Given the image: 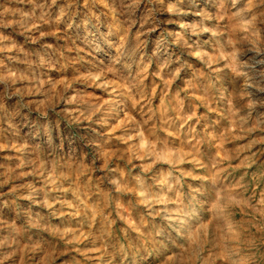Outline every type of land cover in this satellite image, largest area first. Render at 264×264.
<instances>
[{
  "label": "rangeland",
  "instance_id": "rangeland-1",
  "mask_svg": "<svg viewBox=\"0 0 264 264\" xmlns=\"http://www.w3.org/2000/svg\"><path fill=\"white\" fill-rule=\"evenodd\" d=\"M177 1L0 0V264H264V0Z\"/></svg>",
  "mask_w": 264,
  "mask_h": 264
},
{
  "label": "bare ground",
  "instance_id": "bare-ground-1",
  "mask_svg": "<svg viewBox=\"0 0 264 264\" xmlns=\"http://www.w3.org/2000/svg\"><path fill=\"white\" fill-rule=\"evenodd\" d=\"M210 1H213V0H195V1H193V2H188V0H178L177 1V3H178V5H182V6H185L186 7V12H184V13H186V14H184V15H187V14H191L194 18L195 17H199V18H202L204 15H205V13L207 12V10H206V8L208 7V6H210V5H212L211 3H210ZM214 2V1H213ZM176 3V4H177ZM131 4V3H130ZM177 6V5H176ZM211 7V6H210ZM213 7V6H212ZM212 9V8H211ZM179 10V9H178ZM184 10H182V12L184 11ZM210 10V9H209ZM180 11H181V7H180ZM213 11V10H212ZM191 20V19H190ZM195 20H197V19H195ZM187 21V18L185 19V21H183V23H185ZM193 21V20H192ZM187 23V22H186ZM192 24V23H191ZM187 26V25H186ZM188 28V27H187ZM171 31V30H170ZM173 31V30H172ZM178 39V38H177ZM253 57V56H252ZM11 58V60L14 58L13 56H11L10 57ZM259 58V57H258ZM261 58V57H260ZM249 60V59H248ZM256 60V59H255ZM14 61V60H13ZM12 62V61H11ZM254 63V67H255V69L257 70V68H260L261 66H262V64H263V62H262V64H261V61L259 62V61H254L253 62ZM263 68V67H262ZM262 70V69H261ZM253 73V72H252ZM255 73V72H254ZM257 74V73H256ZM260 75V74H259ZM253 76H254V74H253ZM257 76H258V74H257ZM253 79H255V80H258L259 78H253ZM252 80V79H251ZM260 81H263V79H261ZM259 83V82H258ZM264 83V82H263ZM256 84V83H255ZM257 85H259V84H257ZM250 86V85H249ZM260 86V85H259ZM261 86H263V85H261ZM260 86V87H261ZM252 87H253V85H252ZM254 87H256L255 85H254ZM262 88V87H261ZM258 89H260V88H258ZM263 90V89H262ZM264 91V90H263ZM250 93H251V90H250ZM259 93V92H258ZM259 96V95H258ZM118 96H116V99L114 100V102H113V106H112V114H109V116H106L105 118H104V125H111V123H112V121H113V116L114 117H118V116H120V115H123V116H125L126 115V113L124 112L125 110H124V103H123V101L121 100V99H119V98H117ZM121 98V97H120ZM126 107V106H125ZM76 115V114H75ZM249 121V120H248ZM102 124V123H101ZM114 124V123H113ZM106 125V126H107ZM9 127V126H8ZM18 132V131H17ZM15 134H16V130H15ZM19 135V134H18ZM103 135H105V134H103ZM101 136V135H100ZM68 139V138H67ZM71 142V141H70ZM94 146L95 145H97V144H93ZM92 145V146H93ZM24 146V145H23ZM91 146V145H90ZM98 146V145H97ZM25 147H26V145H25ZM96 147V146H95ZM96 149V148H95ZM22 150H23V148H22ZM99 150V149H98ZM32 151V150H31ZM30 150L28 151V149H27V151H26V158H27V156H30L31 154H32V152H31ZM101 151V150H100ZM23 152V151H22ZM99 153V152H98ZM24 157H25V155H24ZM28 159H29V157H28ZM25 160H27V159H25ZM36 188V187H35ZM39 191V190H38ZM38 191L36 190V189H34L33 191H31V192H33V194L35 195V199H41L38 195ZM176 192V191H175ZM142 194V193H141ZM36 201V200H35ZM47 204V206H50V203H46ZM41 205H43L42 203H41ZM52 205V204H51ZM55 207V206H54ZM46 208V207H45ZM169 215V214H168ZM167 216V215H166ZM171 217L172 216H168V219H170L169 221H172V219H171ZM189 220V219H188ZM188 229H190V228H188ZM234 251V250H233ZM232 251V252H233Z\"/></svg>",
  "mask_w": 264,
  "mask_h": 264
}]
</instances>
